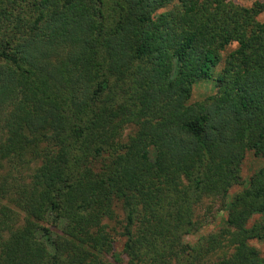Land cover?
Returning a JSON list of instances; mask_svg holds the SVG:
<instances>
[{
	"label": "trees",
	"instance_id": "trees-1",
	"mask_svg": "<svg viewBox=\"0 0 264 264\" xmlns=\"http://www.w3.org/2000/svg\"><path fill=\"white\" fill-rule=\"evenodd\" d=\"M263 11L0 0V264H264Z\"/></svg>",
	"mask_w": 264,
	"mask_h": 264
},
{
	"label": "rangeland",
	"instance_id": "rangeland-1",
	"mask_svg": "<svg viewBox=\"0 0 264 264\" xmlns=\"http://www.w3.org/2000/svg\"><path fill=\"white\" fill-rule=\"evenodd\" d=\"M236 3L245 5V6H251L254 2L261 1L264 2V0H233ZM169 7H165L161 9L160 11H165ZM259 20L264 22V11L258 16ZM237 47V43H233L230 45L223 53V57L225 58L226 55L235 49ZM222 68V63H220L216 67V73L215 76L210 78H205L200 80L199 82L195 83L193 88L192 97L189 102H195L202 100L206 98L207 96L215 93L217 91V83H216V77H217V71H220ZM264 166V157L256 156L253 152H248L245 158V161L243 163V178L248 179L256 170ZM243 189V185H235L231 190L229 194V200H231L236 193L241 191ZM227 214L225 211L219 212L218 214H215L214 217H211L207 220L205 225L195 234H191L187 236V241L189 242H196L199 240L202 236L216 230L220 227L224 219L226 218ZM264 218V214H255L251 221L249 222V225H252L256 220ZM122 243L123 238L117 237L115 242V248L117 250H122ZM250 243L255 246L262 254H264V239H253L250 241Z\"/></svg>",
	"mask_w": 264,
	"mask_h": 264
}]
</instances>
